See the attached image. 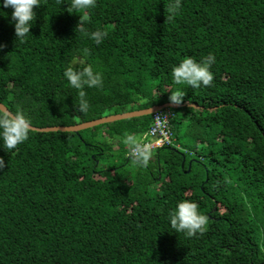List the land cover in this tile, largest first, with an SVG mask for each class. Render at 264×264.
Instances as JSON below:
<instances>
[{"label":"trees","instance_id":"trees-1","mask_svg":"<svg viewBox=\"0 0 264 264\" xmlns=\"http://www.w3.org/2000/svg\"><path fill=\"white\" fill-rule=\"evenodd\" d=\"M68 2L41 0L23 41L12 9L0 8V104L44 129L173 104L179 93L182 107L170 110L183 150L132 168L124 140L139 141L152 116L30 131L0 149V264H264V0H182L171 22L169 0H96L76 12ZM79 22L105 31L103 43ZM210 53L212 86L173 81V66ZM70 61L103 77L85 89L87 113L63 77ZM182 200L208 218L193 237L169 223Z\"/></svg>","mask_w":264,"mask_h":264},{"label":"clouds","instance_id":"clouds-1","mask_svg":"<svg viewBox=\"0 0 264 264\" xmlns=\"http://www.w3.org/2000/svg\"><path fill=\"white\" fill-rule=\"evenodd\" d=\"M96 0H69L68 7L73 11H87L94 8ZM41 6V0H2L0 8H11L9 22L14 26L16 41L25 40L36 19L34 8ZM182 8V0H169L167 6L166 20L171 22ZM3 13V12H0ZM6 16V15H0ZM76 29L84 32L86 36L96 45L103 43L107 33L103 30L88 32L81 22ZM4 45H0L2 49ZM216 62L213 54L197 62L191 57L184 58L178 65L171 69L172 79L176 84H186L192 88L201 86L210 87L213 84L214 74L210 71ZM63 77L71 88L78 90V102L74 104L75 110L80 113H87L89 102L85 89L100 88L103 86L102 74L94 71L92 65L70 61L63 70ZM184 95L179 93L171 94L170 101L175 105L182 103ZM32 124L22 110L15 112L0 108V149L9 151L16 149L19 144L29 138ZM124 143L128 146V158L140 168H147L151 159V150L144 143L137 141L132 136H127ZM6 166L3 157H0V170ZM199 205L190 200L178 202L169 213V223L176 232H184L187 236L193 237L204 230L207 224V216L198 212Z\"/></svg>","mask_w":264,"mask_h":264},{"label":"built area","instance_id":"built-area-1","mask_svg":"<svg viewBox=\"0 0 264 264\" xmlns=\"http://www.w3.org/2000/svg\"><path fill=\"white\" fill-rule=\"evenodd\" d=\"M174 113L170 109L152 115V122L147 132L141 135L139 141L148 146L151 156L163 148H177L172 122Z\"/></svg>","mask_w":264,"mask_h":264},{"label":"water","instance_id":"water-1","mask_svg":"<svg viewBox=\"0 0 264 264\" xmlns=\"http://www.w3.org/2000/svg\"><path fill=\"white\" fill-rule=\"evenodd\" d=\"M181 105H175V104H165L163 106H156L152 107L150 109L146 110H140V111H133V112H128L125 114H120V115H113V116H108L104 117L99 120L79 124L73 127H54V128H44V129H38L31 127L32 132H37V133H56V132H61V133H73V134H78L79 132L85 131V130H90L94 129L99 126L107 125V124H112L115 122H120L128 119H134V118H142V117H148L152 116L160 111L166 110V109H172V110H177L181 108ZM0 108H5L7 109L4 105L0 104ZM173 150L177 151L176 149L172 148ZM178 152V151H177Z\"/></svg>","mask_w":264,"mask_h":264},{"label":"rangeland","instance_id":"rangeland-1","mask_svg":"<svg viewBox=\"0 0 264 264\" xmlns=\"http://www.w3.org/2000/svg\"><path fill=\"white\" fill-rule=\"evenodd\" d=\"M174 119H175V117H174ZM172 124H173V126H174V121H173V123H172ZM176 149H177V148H176ZM178 150H183V149L181 148V146H180V145L178 146ZM115 158H116V156H115V155H110V159H112V160H113V159H115ZM152 158H153V156H151V159H150L149 163H151V161H152ZM132 164H133V163L131 162V163H130V165H132ZM132 168H136V169H138L139 167H137L136 165H134V164H133V165H132ZM127 169H128V168H127Z\"/></svg>","mask_w":264,"mask_h":264}]
</instances>
